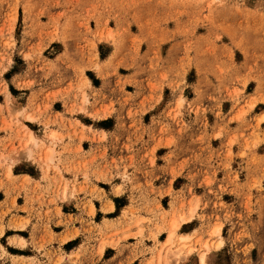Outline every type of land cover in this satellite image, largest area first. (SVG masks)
<instances>
[{"label": "rangeland", "instance_id": "rangeland-1", "mask_svg": "<svg viewBox=\"0 0 264 264\" xmlns=\"http://www.w3.org/2000/svg\"><path fill=\"white\" fill-rule=\"evenodd\" d=\"M53 221L91 257L264 264V0H0V264H80Z\"/></svg>", "mask_w": 264, "mask_h": 264}, {"label": "crops", "instance_id": "crops-1", "mask_svg": "<svg viewBox=\"0 0 264 264\" xmlns=\"http://www.w3.org/2000/svg\"><path fill=\"white\" fill-rule=\"evenodd\" d=\"M35 93L38 94V92H35ZM37 98H39V96ZM55 103L56 102L52 103V108H53ZM63 112L64 111H62L61 113H63ZM83 126L88 127V125H83ZM92 128H93V126H92ZM94 129L99 131V132H103L107 136L108 142L110 140H112V135L115 131V127L111 128V129L101 128V127L94 128ZM52 130L57 132V133H60L62 135H65L66 133H71V131H68V132L64 131L63 127L62 126L60 127L59 125L55 126ZM64 141H67L66 138L64 139ZM47 142H49V141H47ZM87 144H88L87 142L78 143L77 141H74L73 145L68 148L69 151L67 150L63 154L64 164L69 165L70 168L71 167L77 168L76 163L83 164V162H88V161L90 162L91 157H92V153L94 150H96L97 145H92L91 147H89V145H87ZM78 146L81 147V151H82L81 153L77 152ZM136 152H138L139 153L138 155H140L141 151L137 150ZM117 154L118 153H115L116 156H118ZM157 156L160 157L156 151V157ZM159 160H161V159H158V162H159ZM158 162H157V165H159ZM88 166H89L88 167L89 170L87 172H88V174H90L93 171L92 166H94V165H88ZM78 167H80V166H78ZM70 172L71 173H67V172L65 173L64 172V178L67 180L73 181V176H74V174H76V176H77L76 181H77L78 186L79 185L81 186V183L83 185L81 172H77V171L75 172L72 170ZM18 176L19 175H16V177H18ZM90 180H91L92 184H94L93 177H91ZM62 214L64 216H66L65 213H62ZM67 215H69V214H67ZM57 227H61V228L55 229ZM74 228H78L80 230V233L74 237H70L71 234L73 233V229L71 227L58 226L56 224V221H53L50 224V230L55 235V238H54L55 244L53 245L52 248L54 250H55V248H59L64 252L65 257H66L65 260H63L64 263H69L67 259L70 255L78 253L81 249H82V253H83V250L85 248L88 252H87V255L80 257V259H79L80 264H142L143 263V260L141 259L142 258L141 257L142 248L140 246H137V242L134 238H128L126 240L127 245L122 242V243H120V246L117 248H112V247L105 248L100 255H98V256L95 255V256L91 257V246L92 245H91V243H89L90 242L89 236H87L86 234L83 233L84 227H79V226L76 227L74 225ZM40 229H41V232H39L37 237L44 236L47 240L48 234H45L44 232H42V228H40ZM222 231L223 230H221V238L223 239ZM184 234H189V233H183V235ZM66 235L68 236V239H66L64 242H60V239ZM160 235H162V234H160ZM165 237L162 235L163 241H164ZM77 240H78L77 245L71 246V244ZM160 242H162V241L160 240Z\"/></svg>", "mask_w": 264, "mask_h": 264}, {"label": "bare ground", "instance_id": "bare-ground-1", "mask_svg": "<svg viewBox=\"0 0 264 264\" xmlns=\"http://www.w3.org/2000/svg\"><path fill=\"white\" fill-rule=\"evenodd\" d=\"M31 138H32V136H31ZM33 139V138H32ZM169 237H170V235H169ZM169 237H168V239H169ZM199 261H200V264H205V256L203 255V256H200V259H199Z\"/></svg>", "mask_w": 264, "mask_h": 264}]
</instances>
